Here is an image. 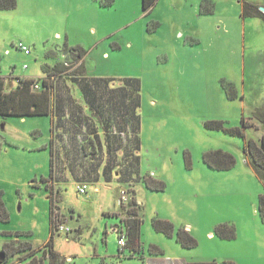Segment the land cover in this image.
I'll use <instances>...</instances> for the list:
<instances>
[{
	"label": "rangeland",
	"instance_id": "374dc122",
	"mask_svg": "<svg viewBox=\"0 0 264 264\" xmlns=\"http://www.w3.org/2000/svg\"><path fill=\"white\" fill-rule=\"evenodd\" d=\"M244 1L264 6V0H157L145 10L143 0H17L15 7L0 9V73L14 77L9 87L16 86L17 76H45L65 61L66 44L80 45L84 55L77 61L84 63L86 75L111 78L100 94L101 113L108 112L111 101L116 102L111 112L127 110L124 119L115 116L113 127L96 129L92 120L87 130H70L68 140L55 144L51 179L49 143L56 120L50 115L0 117V190L10 214L8 222H0V248L17 240L37 250L44 247L51 238L53 192L58 217L71 229L68 234L55 230L53 237L66 264H147L144 255L153 244L169 259L188 251L176 236L155 229L154 216L188 227L198 239L196 253L209 257L202 260L229 257L236 264H264V222L258 212L264 182L244 154V138L205 124L224 120L227 126H241L245 117L254 123L245 129L246 138L261 143L264 135L253 115L264 105V19L243 17ZM19 43L31 53L19 50ZM67 67L54 78L57 101L66 91L61 102L67 109L82 105L87 110L71 79L73 64ZM129 77L140 83L137 132L135 118L128 125L136 97L125 94L127 88L117 94L110 88ZM225 80L234 84L235 97L227 94ZM56 128L62 133L61 126ZM84 134L100 141L96 153L83 152ZM216 149L232 153L235 166L209 167L203 153ZM148 174L163 180L165 189H149L141 179ZM78 182L88 183L86 193L78 191ZM122 189L129 201L121 204ZM133 198L143 219L141 246L134 251L126 245L121 252L119 228L126 230L122 217H128ZM221 222L236 226L235 239L221 240L214 233ZM18 231L24 234L18 237ZM23 255L7 263L21 264Z\"/></svg>",
	"mask_w": 264,
	"mask_h": 264
},
{
	"label": "trees",
	"instance_id": "16d2710c",
	"mask_svg": "<svg viewBox=\"0 0 264 264\" xmlns=\"http://www.w3.org/2000/svg\"><path fill=\"white\" fill-rule=\"evenodd\" d=\"M157 0H143L145 10L151 8L155 5ZM206 2V1H205ZM17 5V0H0V9H7L12 8ZM213 11L212 8H208L206 10L207 13ZM243 17H261L264 19V12L260 10V5L255 2L244 1L242 4V12ZM19 45V44H18ZM26 45V44H25ZM18 48V46H17ZM19 49V48H18ZM65 50L63 56H65V61L59 65H56L53 68L46 67V75L43 77H16L17 84L16 86H8L9 82H12L13 76L5 77L0 73V117L7 118L10 116H21L27 117L32 115H50L51 121L53 119L56 120V124L61 126L62 133H59L56 127L52 129L53 134L52 138L49 143V147L51 150V173L49 179L53 178V174L56 170L55 160L57 159L56 153L54 150L55 144L58 145V141L68 140L66 135L70 130L73 129H80L85 128V125H90L87 122L92 123V120L95 123V127L100 128H108L113 127L114 123L116 122L115 116H121V119H124L125 114H127V110L122 109L119 113H113L110 109L116 105L115 101H111L112 107L106 112L103 110V114L101 113V101L102 96H104L107 86H110L111 78L108 77H88L86 75V68L84 63L79 62L80 58L84 55V49L80 45L75 46H68L67 44L63 48ZM20 50V49H19ZM7 51V50H6ZM22 51V50H21ZM69 54H67V52ZM67 56L70 58V62L67 60ZM0 53V59H1ZM72 58L75 59V62L72 61ZM77 59H79L77 61ZM73 64V68L69 71L73 73L71 75V79L79 86L82 99L86 103L87 110L85 107L80 106H71L67 109L64 103L61 102V98L66 99L65 92L60 94V101L58 100L59 92L55 90L54 78L62 75L65 71V68L68 69L67 65ZM77 64V65H75ZM39 83V88H35V84ZM224 86L227 90V94L230 97H235L237 95V90L232 82L223 81ZM139 81L135 78L129 77L124 78L122 85L118 87H110L116 89V94L122 91V89H126L125 94L134 95L136 97V104L135 107L132 106L131 110L128 109V112L131 113L130 118L131 121L128 125L133 124V127L137 125L136 132L138 128H140V117L137 116L136 118V110L138 105H140L139 101ZM71 99L73 98L72 95H69ZM117 97V95H116ZM101 98V101L99 100ZM106 99V97H105ZM103 107V106H102ZM137 107V108H136ZM94 114V117L91 116V113ZM125 114H124V113ZM138 113V111H137ZM77 114L81 118L77 121L73 120L77 117ZM254 117L258 120L261 127L264 129V105L262 107H257L253 113ZM82 120V122H81ZM130 120V119H129ZM104 121V124H103ZM68 124L66 125V123ZM206 126L212 129H221L226 131L230 135L240 136L245 139V144L243 147L245 156H248L251 160V164L257 176L264 182V136L261 141H256L253 138H246L245 129L249 126H254L253 122H250L242 117V125L241 126H227L224 120H207L205 122ZM86 129V128H85ZM87 130V129H86ZM82 131V130H81ZM79 131V132H81ZM67 132V134H65ZM64 133V134H63ZM100 134V132H96ZM75 134V132H73ZM139 136V135H138ZM136 135L137 145L139 141V137ZM82 149H84V153L94 154L95 146L98 145V141L95 140V137H88L87 134H84V140L81 141ZM90 148V150H89ZM139 148V147H138ZM56 157V158H55ZM203 160L204 162L213 169L219 170H228L235 166L236 164V157L223 149H216V150H209L203 153ZM138 163V157H135V164ZM188 167H191L190 160L188 162ZM129 171V169H127ZM108 180H111L112 177H108L106 174L104 175ZM145 185L152 190H163L166 187V183L154 177L151 174L141 176ZM140 179V180H141ZM44 181H49L48 179H43ZM85 183V182H83ZM79 184V182H78ZM52 188V187H51ZM52 206H51V238L47 241L44 247L39 248L38 250H43V255H37V249L33 248V245L29 241L21 242L17 240L16 242L12 241L3 245L0 248V251L4 252V259L1 264H8L7 261L12 256H17L19 252H25L24 257L19 261L21 264H44V259H49V264H66V257L58 253L53 246V237L55 234V230H58L57 226L60 222H63L61 218L58 217V211L56 210L55 200H54V193L52 192L51 197ZM122 204V203H121ZM131 207L128 208V217L123 219V222L127 228V245L131 247L132 250L138 251L140 250V226L142 224L143 219L140 216L139 208L140 202L138 203L137 199L133 198L130 202ZM258 212L259 215L264 222V193L259 195L258 200ZM10 220V214L8 208L6 206L4 192L0 190V222H8ZM152 224L156 230L165 233L167 236L173 237L176 236V240L182 245L184 248H194L198 245V239L192 234L191 230L187 229L186 226L176 227L174 222L168 219H163L158 216H154L152 219ZM214 233L221 239H235L237 236V229L236 226L232 223L228 222H221L214 226ZM4 234L9 235L10 233L5 232ZM23 232H16V236L23 235ZM150 250V253L153 255H164V250L158 246L157 244H153ZM121 251V250H120ZM124 252V251H121ZM0 259H2L0 257ZM13 264V263H12ZM190 264H236L232 260H208V261H191Z\"/></svg>",
	"mask_w": 264,
	"mask_h": 264
},
{
	"label": "crops",
	"instance_id": "0c3cea01",
	"mask_svg": "<svg viewBox=\"0 0 264 264\" xmlns=\"http://www.w3.org/2000/svg\"><path fill=\"white\" fill-rule=\"evenodd\" d=\"M91 31H95V28L92 27ZM26 77H32V76L26 75ZM260 128L264 132V129H263V127H261V125H260ZM262 139H263V137H262ZM262 139L260 141H262ZM209 235H212V233L210 232ZM221 240H228V239H221ZM195 249L194 248H185V250H188V251L179 253L178 255H175L174 257H172L170 259L164 257L165 254L156 256V255L149 253L147 255L145 254L144 257H145L147 264H190L191 261H208V260H202V259H208L209 257L197 254ZM225 258L231 260L229 257H225ZM231 258H233V257H231Z\"/></svg>",
	"mask_w": 264,
	"mask_h": 264
},
{
	"label": "built area",
	"instance_id": "2783aa9c",
	"mask_svg": "<svg viewBox=\"0 0 264 264\" xmlns=\"http://www.w3.org/2000/svg\"><path fill=\"white\" fill-rule=\"evenodd\" d=\"M18 48L20 50L24 51L26 54L31 53L30 48L27 45L23 44V43H19ZM27 66L28 65L25 64V67H27ZM34 87L35 88H39V83H36ZM88 187H89L88 183H79L78 184V191L80 193H86L88 191ZM128 197L129 196H128V193H127L126 189H122V191H121V203H123V202L125 203L127 200L129 201ZM125 218H127V217H122V221ZM124 226H125V224H124ZM57 228H58V231H63L65 233H67V234L71 231L70 227L65 225L64 222H60L58 224ZM125 228H126V226H125ZM119 229H120L119 232H121V234H120L118 243L120 245V250L124 251V247L127 245V239H128L127 228H126L125 231H123V229H121V228H119Z\"/></svg>",
	"mask_w": 264,
	"mask_h": 264
},
{
	"label": "water",
	"instance_id": "95a60500",
	"mask_svg": "<svg viewBox=\"0 0 264 264\" xmlns=\"http://www.w3.org/2000/svg\"><path fill=\"white\" fill-rule=\"evenodd\" d=\"M260 10H262L264 12V6H260ZM4 255H5L4 252L0 251V257L2 258V259H0V263H2V261L5 257Z\"/></svg>",
	"mask_w": 264,
	"mask_h": 264
}]
</instances>
